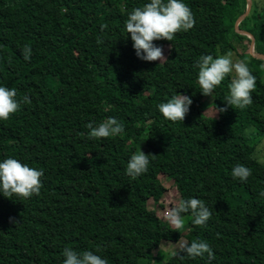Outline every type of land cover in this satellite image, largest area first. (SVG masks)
<instances>
[{"label": "trees", "instance_id": "16d2710c", "mask_svg": "<svg viewBox=\"0 0 264 264\" xmlns=\"http://www.w3.org/2000/svg\"><path fill=\"white\" fill-rule=\"evenodd\" d=\"M143 2L0 0V83L31 100L0 120V157L43 171L37 194L0 196V264H60L65 246L97 251L108 264H152L159 242L180 236L155 211L166 197L160 175L172 180L177 197H201L209 206L205 225H192L185 213L182 228L184 238L209 243L211 264H264V198L256 196L264 163L253 151L264 136V58L255 55L264 54V0H250L238 26L254 36L255 54L235 27L247 0H184L194 23L171 41H153L167 58L158 63L138 59L123 36L126 13ZM24 44L32 50L28 61ZM226 50L248 65L256 86L250 105L226 107L210 121L193 61ZM227 83L226 75L212 102L223 103ZM174 91L191 94L180 122L156 109ZM107 116L123 131L89 138L85 123ZM138 148L149 153L147 171L128 177L126 159ZM235 162L251 169L246 182L230 176ZM167 263L209 264L175 255Z\"/></svg>", "mask_w": 264, "mask_h": 264}, {"label": "clouds", "instance_id": "9594fccd", "mask_svg": "<svg viewBox=\"0 0 264 264\" xmlns=\"http://www.w3.org/2000/svg\"><path fill=\"white\" fill-rule=\"evenodd\" d=\"M193 23L192 11L184 0H144L141 5L132 7L126 13V18L123 20V36L127 34L134 55L138 59L156 60L158 63L167 58L161 46L154 44L153 41L159 39L171 41L174 33L187 31ZM105 28V24L99 25L101 32ZM101 40L102 37L98 36L97 41ZM31 51L28 44L23 45L21 49L23 60L30 59ZM253 51L255 53V45ZM193 68L196 69L197 89L201 94L207 95L210 100L217 98L213 90L225 79L226 75L228 76L226 91L218 97L223 103L217 105L211 100V105L209 106L208 103L202 111L206 113L210 121L217 113L224 112L226 107L244 109L252 103L251 90L256 86V77L243 60L234 58L231 51L226 50L216 55L201 53L193 61ZM30 102L27 94L17 96L16 88L0 83V120H6L11 113L18 110L22 103ZM191 102V94L174 91L166 100L157 103L156 109L165 119L180 122L188 112ZM84 127L88 129L89 138L116 136L123 131V124L113 116H107L97 122L88 121ZM245 134H249L248 129H245ZM253 151L257 156L264 157V136H257ZM148 154L140 148L132 151L126 159L124 174L135 178L146 172L149 165ZM250 174L251 169L244 163L235 162L230 167V176L234 180L246 182ZM42 176V169L32 167L13 155L2 156L0 157V196L10 198L15 194L17 197L28 198L37 194L41 187ZM256 196L264 198V187L258 188ZM153 207L154 202L152 201L151 209ZM185 213L190 215L192 225L199 226L205 225L211 215L209 206L203 198L178 196L175 202L163 212L161 218L170 225V229L177 231L184 224L183 215ZM9 221L16 223L14 217H9ZM166 242L170 254L181 258L205 257L211 264L215 257L213 248L199 237L188 240L179 236L174 242L163 241L159 244ZM60 257V264H108L105 257L89 248L77 250L65 246L60 250Z\"/></svg>", "mask_w": 264, "mask_h": 264}, {"label": "rangeland", "instance_id": "374dc122", "mask_svg": "<svg viewBox=\"0 0 264 264\" xmlns=\"http://www.w3.org/2000/svg\"><path fill=\"white\" fill-rule=\"evenodd\" d=\"M246 43V42H245ZM248 43V42H247ZM238 53L241 52L242 50H244L243 47H239L238 49ZM233 53V56L234 58H238V54L236 53V51L234 50H229ZM164 53V52H163ZM163 61V60H161ZM264 82V80H263ZM212 100V98H211ZM210 98L206 95L205 97V102L209 105L211 104ZM206 114V113H205ZM217 117V114L216 116ZM253 136V135H252ZM256 139V138H255ZM255 141V140H254ZM255 157L257 158V160L260 162V163H264V157H259L255 154ZM160 177L162 178L164 184H165V187H166V197L164 199H162L160 202H159V208H155V211H156V214L158 216H161L162 217V214L164 211L167 210V208L169 207L170 205V202L171 204L175 202L177 196H176V193L173 189V182L170 180V179H165L162 175H160ZM169 188V189H168ZM147 207L151 209L152 207V201L151 199H147ZM177 231H179V234H180V237L181 238H184V234H185V231L183 228L181 229H178ZM164 241H168V240H164ZM161 242H163V240H161ZM169 242H172V241H169ZM160 248H158L155 252H154V255H155V258H154V261L152 262V264H168L167 263V260L169 258L170 255V249L167 245V242L165 244H160ZM162 255H163V258H162Z\"/></svg>", "mask_w": 264, "mask_h": 264}, {"label": "water", "instance_id": "95a60500", "mask_svg": "<svg viewBox=\"0 0 264 264\" xmlns=\"http://www.w3.org/2000/svg\"><path fill=\"white\" fill-rule=\"evenodd\" d=\"M249 7H250V0H247V3H246V8H245V11L244 13L239 16V18L237 19L236 23H235V27L237 28L238 32L242 33V34H245L247 36H249L251 38V43H250V52H252V54H255L254 51H253V48H254V45H255V39H254V36L246 31V30H243V29H239L238 26L240 24V22L245 18V16L247 15V12L249 10ZM257 57L259 58H264V54L263 53H256L255 54Z\"/></svg>", "mask_w": 264, "mask_h": 264}]
</instances>
